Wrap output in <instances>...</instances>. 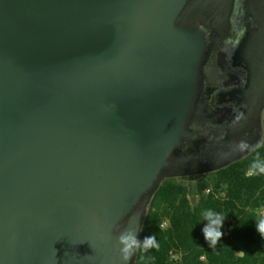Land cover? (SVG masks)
Instances as JSON below:
<instances>
[{
	"label": "water",
	"instance_id": "obj_1",
	"mask_svg": "<svg viewBox=\"0 0 264 264\" xmlns=\"http://www.w3.org/2000/svg\"><path fill=\"white\" fill-rule=\"evenodd\" d=\"M218 8L0 0V264H124L120 233L196 162Z\"/></svg>",
	"mask_w": 264,
	"mask_h": 264
},
{
	"label": "flooded vegetation",
	"instance_id": "obj_2",
	"mask_svg": "<svg viewBox=\"0 0 264 264\" xmlns=\"http://www.w3.org/2000/svg\"><path fill=\"white\" fill-rule=\"evenodd\" d=\"M226 1L224 12L207 19L203 110L195 117L198 132L183 150L196 162L166 180L215 174L264 139V0ZM241 140L250 145L247 151L239 150Z\"/></svg>",
	"mask_w": 264,
	"mask_h": 264
},
{
	"label": "trees",
	"instance_id": "obj_3",
	"mask_svg": "<svg viewBox=\"0 0 264 264\" xmlns=\"http://www.w3.org/2000/svg\"><path fill=\"white\" fill-rule=\"evenodd\" d=\"M257 155L264 158V139L242 161L211 174L210 183L199 180L190 194L163 179L139 235L141 243L155 235L159 248L137 249L134 264H264V238L256 224L264 215V175H247ZM190 198H196L194 205ZM209 209L225 216L222 239L214 248L203 231L208 225L203 213Z\"/></svg>",
	"mask_w": 264,
	"mask_h": 264
},
{
	"label": "clouds",
	"instance_id": "obj_4",
	"mask_svg": "<svg viewBox=\"0 0 264 264\" xmlns=\"http://www.w3.org/2000/svg\"><path fill=\"white\" fill-rule=\"evenodd\" d=\"M240 118L241 117H237V119ZM256 147L258 148L260 145H256ZM238 148L240 151H247L250 145L247 141L241 140L238 143ZM253 174L264 175V158L260 155H257L248 169L247 175L251 176ZM203 215L204 220L208 221V225L203 229L204 235L210 247L214 248L222 239L223 233L221 232V228L223 227L225 216L213 212L211 209L206 210ZM256 224L258 233L264 238V215L258 218ZM117 240L118 244L121 246L120 254L124 264H128V261H130L134 251L137 249L147 252L153 247L159 248L155 235L146 237L143 243H141L133 232L122 231Z\"/></svg>",
	"mask_w": 264,
	"mask_h": 264
},
{
	"label": "rangeland",
	"instance_id": "obj_5",
	"mask_svg": "<svg viewBox=\"0 0 264 264\" xmlns=\"http://www.w3.org/2000/svg\"><path fill=\"white\" fill-rule=\"evenodd\" d=\"M220 1V4H219V8L215 11L216 12V15H217V13H219V12H224V9L227 7V2L228 1H226V0H219ZM243 42V41H242ZM244 42H245V40H244ZM243 42V43H244ZM251 42H253V40H251ZM248 45V44H247ZM185 154V153H184ZM202 179H204V180H206L208 183H210V179H211V174H206V175H199V176H197V177H195V178H192V179H176V180H174L175 182H177V183H179V184H181L182 186H184L186 189H187V191H188V193L190 194V193H192V192H194V187H195V185H196V183L199 181V180H202ZM207 191H209L208 190V188H207ZM190 200H191V198H190ZM196 203V198H194V204ZM193 204V205H194ZM167 225V223L166 222H162L161 223V227L162 228H164L165 226Z\"/></svg>",
	"mask_w": 264,
	"mask_h": 264
},
{
	"label": "built area",
	"instance_id": "obj_6",
	"mask_svg": "<svg viewBox=\"0 0 264 264\" xmlns=\"http://www.w3.org/2000/svg\"><path fill=\"white\" fill-rule=\"evenodd\" d=\"M262 214H264V211L262 212Z\"/></svg>",
	"mask_w": 264,
	"mask_h": 264
}]
</instances>
